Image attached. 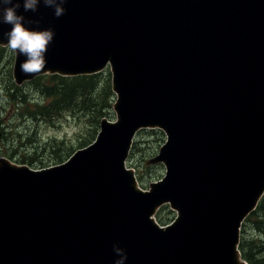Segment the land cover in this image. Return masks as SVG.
<instances>
[{"label": "water", "instance_id": "1", "mask_svg": "<svg viewBox=\"0 0 264 264\" xmlns=\"http://www.w3.org/2000/svg\"><path fill=\"white\" fill-rule=\"evenodd\" d=\"M20 2L55 39L39 74L16 53V81L111 66L118 121L59 165L0 160V264H115L117 244L126 264H246L242 224L264 195V0H68L60 18ZM148 128L166 135V175L144 191L127 161Z\"/></svg>", "mask_w": 264, "mask_h": 264}, {"label": "trees", "instance_id": "2", "mask_svg": "<svg viewBox=\"0 0 264 264\" xmlns=\"http://www.w3.org/2000/svg\"><path fill=\"white\" fill-rule=\"evenodd\" d=\"M0 57L6 52L5 48L0 47ZM30 85L18 86L11 82L6 86V101L13 105V109L17 111V115L11 114V122H23L26 119L40 121L42 123L55 122L60 118H66L67 115L74 117V120L83 124L87 122L91 133L81 136L78 143V149L66 148L62 150L59 143L52 141L51 158L48 160L40 157L36 159L38 153L32 157H23L18 164L28 165L35 169H43L62 164L68 160L75 151L85 148L96 139L101 122L104 118L113 116L112 108L115 101V94L112 90L111 73L104 71L99 74L85 75L77 77H64L57 74H46L37 77L29 82ZM31 87L40 98L31 97L29 88ZM23 130L20 126H16L13 130L14 137L22 138ZM31 136V135H29ZM8 136H4L7 139ZM15 142V140H14ZM15 146V145H14ZM23 144L21 143V147ZM11 154L2 153L9 159H15L12 155L18 152L13 147ZM44 150V148L42 149ZM169 208V206H166ZM175 213L170 211V215L162 216L157 214V220L161 225H167L174 219ZM263 218V219H262ZM252 226L259 232H264V197L262 198L257 210L253 212L245 221L242 229V241L240 250L243 258L249 264H264V259H258L255 246L256 242L247 241V231Z\"/></svg>", "mask_w": 264, "mask_h": 264}, {"label": "rangeland", "instance_id": "3", "mask_svg": "<svg viewBox=\"0 0 264 264\" xmlns=\"http://www.w3.org/2000/svg\"><path fill=\"white\" fill-rule=\"evenodd\" d=\"M0 47L6 49V52H4L0 57V130L1 132L4 130L2 132V140L0 142V160L2 158H6L13 164L20 165L17 163V160L20 161L24 156L32 157L35 155V152L38 153V156L35 157L36 159L42 157L48 160L52 156L50 147L52 141L58 142L59 147L62 150H65L66 148L70 149L72 147L78 149L80 137L91 132L89 131L87 122L83 121L82 124L74 120V117L69 114L66 118H60L57 120L55 125L50 123L45 124L40 121L29 119H26L23 122H11V114L13 113V116L17 115V111L13 109V105L10 102L6 101L5 88L11 82L15 84L18 83L14 77L13 70L16 60V52L9 49L7 45H0ZM105 71L111 73V66H108ZM29 82L31 81L23 84L18 83L19 85H17H30L28 84ZM29 89H31V87ZM30 92L31 97L40 98L34 90L31 89ZM116 103L117 96L115 94L113 107ZM112 113L113 116L108 119L112 122H117V113L114 108H112ZM16 126H20L23 129L21 130L23 133L22 138L14 137L13 130L16 128ZM5 135L8 136L7 139L4 138ZM165 142L166 135L158 128H148L146 130H141L136 135L131 154L127 161V166L136 171L135 173L137 179L141 188L144 190H149L151 184L159 182L166 175V167L164 163L156 162V158L160 153V149L165 144ZM21 143L23 144L22 147ZM13 147L18 149V152L15 155H12V157L15 159H9L7 156H3V152L6 154H11L13 152ZM43 148L44 150H42ZM170 211H172L170 207L166 208V206H164L159 210L158 214L167 216L170 215ZM246 237L249 243L256 242L257 246H255L256 249L254 252L258 253L257 258L264 259V232H259L254 227L250 226Z\"/></svg>", "mask_w": 264, "mask_h": 264}, {"label": "clouds", "instance_id": "4", "mask_svg": "<svg viewBox=\"0 0 264 264\" xmlns=\"http://www.w3.org/2000/svg\"><path fill=\"white\" fill-rule=\"evenodd\" d=\"M68 0H23L25 12L37 13L41 3L45 7L52 8L56 18L66 14L63 6ZM20 0H0V25H10L11 30L3 33L8 39L7 47L12 51L26 57L20 64V69L25 75H36L46 67V54L49 46L54 42L55 31L53 28L45 30H30L28 25L40 24L39 20L26 19L19 14ZM114 253L119 257L115 264H126L127 253L119 245L113 246Z\"/></svg>", "mask_w": 264, "mask_h": 264}, {"label": "bare ground", "instance_id": "5", "mask_svg": "<svg viewBox=\"0 0 264 264\" xmlns=\"http://www.w3.org/2000/svg\"><path fill=\"white\" fill-rule=\"evenodd\" d=\"M61 29V28H60ZM64 31V30H63ZM62 32V31H61ZM63 33V32H62ZM58 34V33H57ZM60 35V34H59ZM62 36H63V34H62ZM64 38V37H63ZM65 41V40H64ZM62 43V42H61ZM1 49V48H0ZM4 130H2V132H3ZM43 178V177H42ZM17 194V193H16ZM12 196V195H11ZM14 197V196H13ZM17 199V198H16ZM8 213V212H7ZM12 213V212H11ZM11 219V218H10ZM11 223V222H10ZM14 223V222H13ZM14 226V225H13ZM14 231V230H13ZM21 231V230H20ZM3 235H4V238H3V242H2V244H1V249L3 250V251H7L8 250V248H9V244H10V240H9V238H11L10 237V234H9V228H7V227H4L3 226ZM19 233V232H18ZM17 233V234H18ZM20 235V234H19ZM15 236V235H14ZM5 239V240H4ZM12 240V239H11ZM15 245V244H14ZM7 246V247H6ZM19 246V245H18ZM11 249V248H10ZM10 251H12V250H10ZM18 251V250H17ZM16 251V252H17ZM20 252V251H19ZM14 255V254H13ZM0 261H1V259H0Z\"/></svg>", "mask_w": 264, "mask_h": 264}]
</instances>
